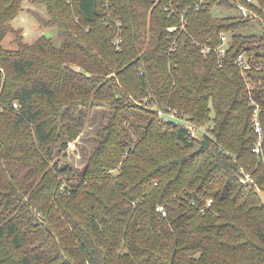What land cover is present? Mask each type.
I'll return each instance as SVG.
<instances>
[{
    "label": "trees",
    "instance_id": "1",
    "mask_svg": "<svg viewBox=\"0 0 264 264\" xmlns=\"http://www.w3.org/2000/svg\"><path fill=\"white\" fill-rule=\"evenodd\" d=\"M24 1L0 0V264H264V141L255 152L252 122L255 100L264 125V33L243 32L264 23V0H173L184 28L170 0H110L121 49L105 0H31L59 45L13 28ZM217 5L249 13L218 17ZM9 31L16 47L2 44ZM95 107L107 113L76 174L55 156Z\"/></svg>",
    "mask_w": 264,
    "mask_h": 264
},
{
    "label": "rangeland",
    "instance_id": "2",
    "mask_svg": "<svg viewBox=\"0 0 264 264\" xmlns=\"http://www.w3.org/2000/svg\"><path fill=\"white\" fill-rule=\"evenodd\" d=\"M211 12L218 17L249 13L248 11L244 13V11L240 9L219 5L214 6ZM38 15L43 18H48L49 13L46 5L44 3H33L31 0H25L23 8L12 18V26L15 29H22L24 40L28 43H33L41 35L46 34L53 39L55 44L59 45L61 39L58 34V29L56 27L42 25L37 18ZM243 32L262 35L264 33V23L253 18ZM14 38V33L9 31L2 40L3 46L9 48L16 47L17 44ZM94 109L96 110L94 111V115H90L85 119V124L81 128L80 134L72 140L69 139L67 149H64L55 156V160H59L61 167L69 165L74 169L76 174H81L86 168L88 158L96 145V134L100 131L104 122V116L107 113V111L101 107H95ZM190 125L193 126V134L197 136H201L202 132L206 130V126H199L196 129L195 125ZM63 130L64 129H62L61 136H64ZM260 193L264 200V191L260 190ZM17 253H21V251L19 250Z\"/></svg>",
    "mask_w": 264,
    "mask_h": 264
},
{
    "label": "built area",
    "instance_id": "3",
    "mask_svg": "<svg viewBox=\"0 0 264 264\" xmlns=\"http://www.w3.org/2000/svg\"><path fill=\"white\" fill-rule=\"evenodd\" d=\"M69 3H72L73 0H67ZM157 2H159V0H156ZM112 5V2L110 0H105L104 6L106 7L105 12H107V16L109 19V22L111 23L112 26L114 25V22L117 25V29L118 32L116 34V36L113 38V43L115 44V46L118 49L122 48V44L124 42V37L122 34V29H121V25H122V20H114V18L111 15V10L112 8H110V6ZM201 6H206V1L205 0H200L197 5L195 6L196 9H200ZM110 8V10H109ZM165 10L171 12V13H175L176 15H178L180 17V19L182 20V25L180 26L181 28H184L186 25V21H187V11H183L180 14L175 10V7L173 6V0H170L169 5L167 4L165 6ZM79 18V16H78ZM179 26H172L169 27L170 30H174L177 29ZM88 30V28L86 29ZM222 44H220L219 46L214 47V49L216 51H218L219 53V57H220V65H223L224 62L226 61L225 56L227 53V47H228V37L227 34H222ZM213 50V47L209 44H202L201 45V51L204 54H210ZM234 62L236 64H238V66L240 67V69L245 72L247 69L252 67V63L250 58L243 52L239 53L238 56L236 58H234ZM252 104L255 105L254 107V111H253V117H252V122H253V126L255 131L258 134V140L256 142V144L253 147V150L257 153H260L263 150V141H264V125L262 122V118H261V112H262V107L260 106V104L258 102H256L255 100H252ZM15 106H17V103H14ZM190 125V124H189ZM191 128H193L192 125H190ZM241 181L243 183H253L254 179L253 177L250 175V173L248 172H244L243 175H241ZM212 198L209 199L208 204L212 203ZM158 210L162 213V214H166L167 213V209L165 208V206L160 205L158 206Z\"/></svg>",
    "mask_w": 264,
    "mask_h": 264
}]
</instances>
